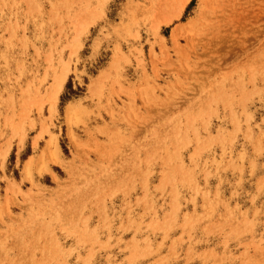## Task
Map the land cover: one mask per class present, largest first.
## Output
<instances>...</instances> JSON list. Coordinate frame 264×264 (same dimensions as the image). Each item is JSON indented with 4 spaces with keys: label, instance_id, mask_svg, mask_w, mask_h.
<instances>
[{
    "label": "rangeland",
    "instance_id": "1",
    "mask_svg": "<svg viewBox=\"0 0 264 264\" xmlns=\"http://www.w3.org/2000/svg\"><path fill=\"white\" fill-rule=\"evenodd\" d=\"M191 1L0 0V264H264V0Z\"/></svg>",
    "mask_w": 264,
    "mask_h": 264
},
{
    "label": "trees",
    "instance_id": "2",
    "mask_svg": "<svg viewBox=\"0 0 264 264\" xmlns=\"http://www.w3.org/2000/svg\"><path fill=\"white\" fill-rule=\"evenodd\" d=\"M194 1H195V0H192V1H191L189 7L192 6V5L194 4ZM189 7H188V8H189Z\"/></svg>",
    "mask_w": 264,
    "mask_h": 264
},
{
    "label": "bare ground",
    "instance_id": "3",
    "mask_svg": "<svg viewBox=\"0 0 264 264\" xmlns=\"http://www.w3.org/2000/svg\"><path fill=\"white\" fill-rule=\"evenodd\" d=\"M219 16H220V15H219ZM63 77H64V76H63ZM60 83H61V82H60ZM61 85H62V83L60 84V87H61ZM57 87H58V86H57ZM57 87H56V88H57ZM69 112H71V111H69ZM26 167H27V166H26ZM26 169H27V168H26Z\"/></svg>",
    "mask_w": 264,
    "mask_h": 264
}]
</instances>
